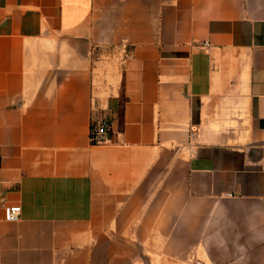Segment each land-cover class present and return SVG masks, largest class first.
I'll use <instances>...</instances> for the list:
<instances>
[{"label": "crops", "instance_id": "0c3cea01", "mask_svg": "<svg viewBox=\"0 0 264 264\" xmlns=\"http://www.w3.org/2000/svg\"><path fill=\"white\" fill-rule=\"evenodd\" d=\"M0 264H264V0H0Z\"/></svg>", "mask_w": 264, "mask_h": 264}, {"label": "built area", "instance_id": "2783aa9c", "mask_svg": "<svg viewBox=\"0 0 264 264\" xmlns=\"http://www.w3.org/2000/svg\"><path fill=\"white\" fill-rule=\"evenodd\" d=\"M207 45V43H203ZM108 121L105 119L92 121L89 130V141L92 144H100L104 142V139L108 133ZM19 205H10L3 207V217L7 222H15L18 220L20 215Z\"/></svg>", "mask_w": 264, "mask_h": 264}]
</instances>
